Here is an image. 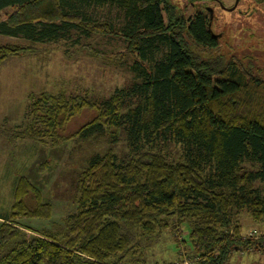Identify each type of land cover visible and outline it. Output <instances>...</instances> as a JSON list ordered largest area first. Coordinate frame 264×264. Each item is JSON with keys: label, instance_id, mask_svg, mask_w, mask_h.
<instances>
[{"label": "trees", "instance_id": "trees-1", "mask_svg": "<svg viewBox=\"0 0 264 264\" xmlns=\"http://www.w3.org/2000/svg\"><path fill=\"white\" fill-rule=\"evenodd\" d=\"M105 8L118 9L119 24L91 15ZM210 23L209 12L186 17L173 0H0V36L29 42L0 44V67L60 42L70 57L104 59L97 42L107 39L126 44L118 54L129 55L135 79L102 102L27 95L22 124L4 132L11 141L56 147L122 131L129 157L120 163L113 148L92 155L75 212L50 229L23 224L50 220L54 205L20 176L0 223V264H149L146 251L167 234L194 264L264 252V231L247 234L239 219L264 226V77L249 57L226 56ZM85 111L94 116L68 134Z\"/></svg>", "mask_w": 264, "mask_h": 264}, {"label": "rangeland", "instance_id": "rangeland-1", "mask_svg": "<svg viewBox=\"0 0 264 264\" xmlns=\"http://www.w3.org/2000/svg\"><path fill=\"white\" fill-rule=\"evenodd\" d=\"M173 2L179 13L186 17L200 9L197 3H190L189 0ZM205 2L212 11L214 9L215 22L213 24L212 21L211 25L221 35V51L226 56L249 57L264 77V0H240L237 9L229 12L216 8L210 0ZM235 2L222 0L226 8ZM7 11L12 12L11 9ZM118 12L117 8H105L93 10L91 15L101 21L119 24ZM5 17L3 13L1 20ZM97 43L101 50L107 52L104 59L86 55L70 57L66 54L68 44L60 42L41 46L45 51L39 55L11 59L0 67V217L11 211L16 181L20 176H26L43 190L45 197L54 205V212L50 220L25 219L22 222L31 228L50 229L54 223L75 212L80 172L92 155L113 148L120 163L128 160L126 132L122 131L119 140L109 136L90 140L77 138L61 142L56 147L37 145L30 140L11 141L9 135L4 133L22 124L27 110V95L30 93L64 91L68 95H88L90 99L102 102L117 88L131 87L135 79L129 55L118 54L124 52L126 44L107 39L98 40ZM0 44L28 45L29 42L0 36ZM93 116L92 112L85 111L75 118L69 125L68 134ZM172 152L174 147L171 146L168 153ZM47 160L51 162L50 168L39 171L40 165ZM239 219L247 234L264 231V226L253 223L246 213ZM184 237L189 240L186 234ZM191 254L183 245L172 242L171 236L167 234L146 251V259L149 264L164 261L181 263L190 259ZM229 263L264 264V252L234 255Z\"/></svg>", "mask_w": 264, "mask_h": 264}, {"label": "flooded vegetation", "instance_id": "flooded-vegetation-1", "mask_svg": "<svg viewBox=\"0 0 264 264\" xmlns=\"http://www.w3.org/2000/svg\"><path fill=\"white\" fill-rule=\"evenodd\" d=\"M190 1V3H197V5L200 7V9H199V11H197V12H201V11H203V12H209V14H211V10H210V5L208 6V5H206V4H204V3H206L205 2V0H189ZM211 2H213V3H215L214 4V6L217 8H221L222 10H224V11H227V12H229V9L231 8V7H233L235 4H236V2L234 3V5L233 6H231V7H224L223 6V4H222V0H210ZM240 2V1H239ZM238 5H239V3H238ZM237 5V6H238ZM224 7V8H223ZM236 9H237V7H236ZM235 9V10H236ZM196 13V12H195ZM194 13V14H195ZM212 13H213V15H214V9H213V11H212ZM210 20H211V15H210ZM213 21V24H214V22H215V20H214V18H213V20H211V22ZM213 34L215 35V36H217V37H219V38H221V35L220 34H217L215 31H213ZM219 35V36H218Z\"/></svg>", "mask_w": 264, "mask_h": 264}, {"label": "water", "instance_id": "water-1", "mask_svg": "<svg viewBox=\"0 0 264 264\" xmlns=\"http://www.w3.org/2000/svg\"><path fill=\"white\" fill-rule=\"evenodd\" d=\"M240 0H236V4L234 5V7H232L231 9H229V11H233L236 9L238 3H239ZM224 8V7H223ZM211 10V9H210ZM211 12V20L213 19V13H212V10L210 11ZM210 27H211V23H210ZM219 36V35H218ZM220 37V36H219Z\"/></svg>", "mask_w": 264, "mask_h": 264}, {"label": "built area", "instance_id": "built-area-1", "mask_svg": "<svg viewBox=\"0 0 264 264\" xmlns=\"http://www.w3.org/2000/svg\"><path fill=\"white\" fill-rule=\"evenodd\" d=\"M255 233H256V231H253L250 234H255ZM175 264H194V263L192 261H190V259H188V260L182 261L181 263L177 262Z\"/></svg>", "mask_w": 264, "mask_h": 264}, {"label": "crops", "instance_id": "crops-1", "mask_svg": "<svg viewBox=\"0 0 264 264\" xmlns=\"http://www.w3.org/2000/svg\"><path fill=\"white\" fill-rule=\"evenodd\" d=\"M1 221H2V217H0V223H1Z\"/></svg>", "mask_w": 264, "mask_h": 264}]
</instances>
